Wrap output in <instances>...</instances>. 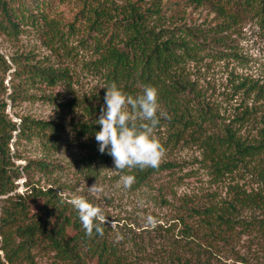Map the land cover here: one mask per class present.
Here are the masks:
<instances>
[{"label": "rangeland", "instance_id": "374dc122", "mask_svg": "<svg viewBox=\"0 0 264 264\" xmlns=\"http://www.w3.org/2000/svg\"><path fill=\"white\" fill-rule=\"evenodd\" d=\"M137 1L143 8H161L164 17L153 14L150 24L193 27L198 34L193 54L174 68L186 86L179 97L190 122L183 127L161 117L155 135L166 149L164 160L158 169L135 176L130 189L123 187L122 176L134 172L114 169L113 158L99 151L97 131L81 126L95 123L108 86L82 2L53 3L47 13L54 29L25 20L11 32L0 28V107L13 121L26 117L58 125L53 132L35 128L28 136L12 132L10 158L20 176L12 191L0 194V264H74L58 254L46 232L62 225L65 235H86L67 203L74 195L100 205L106 217L103 235L93 231L86 241L99 250L106 247L105 253L119 255L124 264H176L177 256L199 264H264V152L237 158L224 138L229 127L256 143L264 127V99L256 92L264 88V12L255 3L235 20L217 24L221 17L196 0ZM30 64L65 76L51 84L28 74ZM180 127L174 140L172 131ZM206 136L214 139L215 150L203 142ZM94 183L102 191L90 194ZM237 189L257 202L237 204L234 219L222 224L221 232L213 233L202 214L190 212V207H209L221 213ZM181 218L193 233L185 234ZM28 225L36 226L32 235L22 230ZM76 241L87 251L82 239Z\"/></svg>", "mask_w": 264, "mask_h": 264}, {"label": "trees", "instance_id": "16d2710c", "mask_svg": "<svg viewBox=\"0 0 264 264\" xmlns=\"http://www.w3.org/2000/svg\"><path fill=\"white\" fill-rule=\"evenodd\" d=\"M62 1V0H57ZM57 1L53 0H0V28L11 32L18 28V20H25L32 25L44 22L48 28H55V21L47 13V9ZM83 15L87 17L90 30L95 32L94 44L100 51L99 61L107 68L105 79L108 85L115 81L129 94L136 96L142 93L146 85L155 86L159 91V101L164 105L167 117L166 123H179L185 127L190 119L185 117L187 114L186 106L181 101L179 94L185 89L184 81L175 76L174 68L183 61L186 55L193 54L195 50V39L198 33L193 27L173 28L159 26L156 22L150 24L153 14L156 19L164 17L161 8L142 7L137 0H125L124 3H117L114 0H80ZM206 3L216 16L221 17L217 24L228 23L235 20L239 14L254 7L259 3L264 12L263 0H196ZM159 26V27H158ZM157 28V29H156ZM170 31V34L166 32ZM163 35H166L163 37ZM190 36V38L188 37ZM198 43V42H197ZM201 45V43H198ZM28 74L42 76L47 82L53 84L59 78L64 77L65 73L52 68H39L33 64L27 69ZM139 90L134 92V90ZM257 95L264 99V88L262 85L257 87ZM91 112L96 110L91 106ZM100 111L97 112L96 120L99 118ZM264 114V112H263ZM161 120V119H160ZM163 120V119H162ZM57 124L53 121L30 119L23 117L20 121H13L0 107V194L12 191L16 186L15 179L20 176L19 167L13 165L9 148L12 132L15 131L19 136H28L26 132H34L35 128L40 130H56ZM93 131H99L100 125L89 123L81 125ZM225 141L226 146H232L237 158L247 154H257L264 152V127L260 128V137L257 142H245L235 136L233 131L226 127ZM38 132V131H36ZM46 132V131H44ZM181 127L172 131L174 140L179 137ZM44 142L49 144L54 142L53 138H46ZM203 142L212 150H215L214 139L206 136ZM264 165V158L262 159ZM35 165L41 169H46L47 163L42 160H33ZM226 164V163H225ZM220 164L218 168L225 167ZM262 165V166H263ZM149 168L144 170L134 169V175L143 177ZM264 177V173H263ZM51 190L47 191L50 192ZM234 200L228 201L221 213H215L211 208L203 209L190 207V212L202 214L201 220L213 233L221 232V226L230 225L234 218L233 213L237 210V204L244 206L255 204V195H250L240 189L236 190ZM52 200V199H51ZM184 223L185 234H191L194 229L181 218ZM24 232L32 235L36 226L28 225L23 227ZM47 236L52 241L54 248L62 257L70 258L74 264H124L119 255L105 253L106 247L98 249V245L87 242V235L72 234L65 235V229L58 225L53 229H47ZM82 239L87 246V251L76 247L77 239ZM87 242V243H86ZM93 246V247H92ZM98 250V251H97ZM91 251V255L87 252ZM176 264H199L191 257H176ZM138 264V263H135Z\"/></svg>", "mask_w": 264, "mask_h": 264}, {"label": "clouds", "instance_id": "9594fccd", "mask_svg": "<svg viewBox=\"0 0 264 264\" xmlns=\"http://www.w3.org/2000/svg\"><path fill=\"white\" fill-rule=\"evenodd\" d=\"M104 106L95 123L100 130L95 133L101 154L107 151L114 161V169L131 172L134 169H158L166 155V149L155 130L161 117L159 91L155 86L146 85L141 94L133 96L118 86L115 81L105 87ZM123 187L130 189L136 182L133 174L122 176ZM102 189L94 183L88 187L90 194ZM69 203L77 212L85 234L93 231L103 235L106 217L98 204L91 203L84 196H72Z\"/></svg>", "mask_w": 264, "mask_h": 264}]
</instances>
